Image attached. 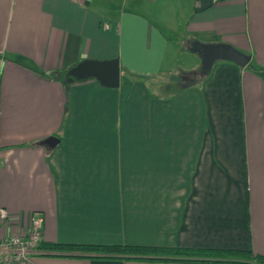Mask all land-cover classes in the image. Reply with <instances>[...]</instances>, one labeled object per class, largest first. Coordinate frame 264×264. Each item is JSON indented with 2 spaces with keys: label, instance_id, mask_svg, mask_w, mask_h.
Instances as JSON below:
<instances>
[{
  "label": "crops",
  "instance_id": "obj_1",
  "mask_svg": "<svg viewBox=\"0 0 264 264\" xmlns=\"http://www.w3.org/2000/svg\"><path fill=\"white\" fill-rule=\"evenodd\" d=\"M195 42L250 60L184 83ZM109 59L116 88L42 74ZM0 206L12 231L39 211L45 243L264 256V0H0ZM94 257L31 264H183Z\"/></svg>",
  "mask_w": 264,
  "mask_h": 264
},
{
  "label": "trees",
  "instance_id": "obj_2",
  "mask_svg": "<svg viewBox=\"0 0 264 264\" xmlns=\"http://www.w3.org/2000/svg\"><path fill=\"white\" fill-rule=\"evenodd\" d=\"M79 62L69 65L65 69H57L42 74L48 79L60 81L66 88L71 84L86 80L82 76L68 75V70ZM208 73V72H207ZM207 73L190 71L183 74V82H197ZM38 257L49 256L52 253L75 254L90 258V256H103L105 259L138 260L147 262L183 263V264H264V256L253 251H224V250H191L153 248L139 246H89V245H63L42 242L39 246ZM94 257V259H98Z\"/></svg>",
  "mask_w": 264,
  "mask_h": 264
},
{
  "label": "water",
  "instance_id": "obj_3",
  "mask_svg": "<svg viewBox=\"0 0 264 264\" xmlns=\"http://www.w3.org/2000/svg\"><path fill=\"white\" fill-rule=\"evenodd\" d=\"M190 50L201 56V72L204 73L211 70L216 60L231 61L241 67L245 66L250 60L249 55L242 53L227 43L203 44L195 42ZM68 75L94 78L104 87L116 88L119 86L120 80L119 60H84L70 68ZM58 142L59 139L57 137H49L45 140V143L51 147Z\"/></svg>",
  "mask_w": 264,
  "mask_h": 264
},
{
  "label": "built area",
  "instance_id": "obj_4",
  "mask_svg": "<svg viewBox=\"0 0 264 264\" xmlns=\"http://www.w3.org/2000/svg\"><path fill=\"white\" fill-rule=\"evenodd\" d=\"M24 221L22 229L12 231L10 214L0 206V264H31V258L40 254L42 214L31 211Z\"/></svg>",
  "mask_w": 264,
  "mask_h": 264
},
{
  "label": "rangeland",
  "instance_id": "obj_5",
  "mask_svg": "<svg viewBox=\"0 0 264 264\" xmlns=\"http://www.w3.org/2000/svg\"><path fill=\"white\" fill-rule=\"evenodd\" d=\"M128 6V4L126 5ZM155 8L158 9L159 6H156L155 5ZM177 41V42H180L181 44H184L185 43V38H184V35L182 32H178L176 35H174L172 37V40ZM184 45H178L179 48H183ZM179 49L178 52L176 53V56L174 57L175 58V61H176V64L177 66L174 67V71H172L171 73L167 72V71H163V73H160L159 76L157 77L158 79V82H167L169 80H176V79H179V76L180 73L179 71L177 70L180 66L182 65H185L186 64V61H188V59H190V57H193L192 53L189 52V49L188 50H181ZM198 55V54H197ZM202 65V62L200 61L199 65H198V68H202L201 67ZM177 68V69H176Z\"/></svg>",
  "mask_w": 264,
  "mask_h": 264
}]
</instances>
